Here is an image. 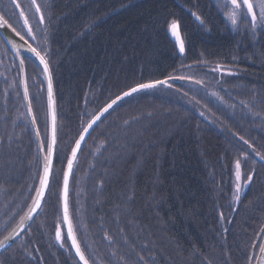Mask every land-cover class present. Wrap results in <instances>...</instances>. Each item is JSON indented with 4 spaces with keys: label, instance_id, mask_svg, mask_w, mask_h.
Returning <instances> with one entry per match:
<instances>
[{
    "label": "trees",
    "instance_id": "1",
    "mask_svg": "<svg viewBox=\"0 0 264 264\" xmlns=\"http://www.w3.org/2000/svg\"><path fill=\"white\" fill-rule=\"evenodd\" d=\"M225 11L223 0H0V14L48 64L57 118L46 198L0 264H79L60 207L68 156L107 103L157 80L168 83L117 103L78 152L68 206L81 251L89 264L256 263L264 239V26L240 18L231 30ZM173 21L183 52L169 34ZM19 53L46 152L43 73ZM41 174L20 66L0 33V240L28 210Z\"/></svg>",
    "mask_w": 264,
    "mask_h": 264
},
{
    "label": "water",
    "instance_id": "2",
    "mask_svg": "<svg viewBox=\"0 0 264 264\" xmlns=\"http://www.w3.org/2000/svg\"><path fill=\"white\" fill-rule=\"evenodd\" d=\"M38 16L41 19L40 13L38 14ZM2 23L3 22L0 21V25H2ZM0 33L6 39V41L11 46V48L14 50L15 55H16V58H17V61H18L19 66H20L21 76H22V89H23V96H24V100H25L26 110H27V114H28V117H29V120H30V123H31L32 130L34 132V135H35V138H36L38 147H39V152H40V156H41V160H42V174H41V176H42L43 175L44 164H45V157L48 156V147H47V151L45 152L44 147H43V144H42V141H41L40 136H39V132H38L37 126L35 124V121H34V118H33V115H32L31 109H30L28 95H25L26 84H25L24 66H23V63H21L22 60H21L19 51H22V52L26 53L27 55H29L39 65V67L41 68L42 73H43V80H44V83H45V86H46L48 120H49L48 144H50L51 141H52V134H53V112L55 114L56 141H57V124H56L55 98H54V91H53V85H52V79H51L50 70H49V67H48L47 62L40 55V53L31 44H29V42H27L24 38H22L20 35H17V33L15 31H13L12 28H9L7 25L0 26ZM180 39H181V37H180ZM175 41H176V43L179 44V42L176 40V37H175ZM31 49H35V51H32ZM37 52L39 53V56L36 55ZM41 57L43 58V62L41 60ZM45 64H47V70H45ZM50 80H51V91H52L51 102L49 101V94H48L49 81ZM161 85H166V84H161ZM119 96H122V94L119 95ZM128 97H124L122 100H124V99H126ZM115 99L116 98H114L113 100H115ZM122 100L117 101V103L121 102ZM110 103L111 102H109L108 104H110ZM108 104H106L91 119V121L87 124V126L85 128H88V131L85 132L83 130L81 132V134L79 135V137H78V139L76 141L80 140V147H79V149H77L76 157L78 155V152H79L80 148L82 147L83 143L85 142L86 138L88 137L89 133L94 128V126L102 119L103 116L106 115V113H108L116 105V104L113 105V107L111 109H109L107 112L103 111V109ZM89 124H92V127L91 128L88 127ZM81 136L84 137L83 140L80 139ZM75 147H76V142L74 143L72 149L75 148ZM72 149H71V152H70V154L68 156V159L72 158ZM55 152H56V144H55L54 151H53V155H52V165H51V173H50V176H49V185H50V180H51V176H52V169H53V164H54ZM76 157L73 160V166H74ZM68 159H67V161H68ZM260 161L264 164V160L260 159ZM73 166H72V169H73ZM67 170L68 169H67V162H66V166H65L64 172H66ZM64 172H63V174H64ZM70 177H71V174L69 175V180H68V193H69ZM39 184H40V182H39ZM38 188H39V186H38ZM47 192H48V189H46L45 196L41 199L40 206L36 209V211L31 212V218L25 219V220L22 221V218L25 217V215L28 214L30 212L31 208L33 207V201H34V199L36 197V194H35V197H34L32 203H31V205L29 206L28 210L23 215V217L21 218V220L17 223V225L2 240H0V241H3L4 242L3 243V246H0V254L3 253L4 251H6L28 229V227L31 225V223L33 222V220L36 218L37 214L39 213V211H40V209H41V207L43 205V202H44V200L46 198ZM60 207H61V215H62L63 228H64V232H65L66 238L68 240V243L70 245V248H71L72 252L74 253L77 261L79 262V264H83V261L80 260V257L76 253V247L73 244L72 236H68L70 216H69V206H68L67 219H65L64 199H63V177H62L61 191H60ZM14 231H15V235H10ZM59 231H60V229H59ZM71 231H72V234L75 237V234L73 232L72 225H71ZM60 234H61V231H60ZM6 237H8L7 240H5ZM56 241L58 243L60 242V239H57V232H56ZM75 241L78 244V242L76 240V237H75ZM262 249H264V239L262 241V245H261V248L259 250V254H258V257H257V260H256V263L255 264H264V251H262ZM251 255H252V253H251Z\"/></svg>",
    "mask_w": 264,
    "mask_h": 264
},
{
    "label": "snow or ice",
    "instance_id": "3",
    "mask_svg": "<svg viewBox=\"0 0 264 264\" xmlns=\"http://www.w3.org/2000/svg\"><path fill=\"white\" fill-rule=\"evenodd\" d=\"M33 2H34V0H33ZM225 7L231 9L225 15H226L227 20L230 22V24L234 28L239 27V19L240 18H248L249 16H250V22L252 24L253 29L256 28L257 21H259V23L261 25H264V0H258V2L256 4H254L252 2V0H242V2H241V0H225ZM257 7L259 8V14L258 15H257V12L254 10ZM37 10H39V7H37ZM197 19H199V18L197 17ZM0 21L3 22L2 25H0V26L7 25L9 28L12 27V25L8 23V20L5 19L2 14H0ZM170 27L172 30V34L176 37V40L180 44V52H183L184 51V44H183V41L180 39V34L178 31L177 22L173 21ZM12 30L15 31L14 28ZM17 35H19L18 32H17ZM31 50L35 51V49H31ZM36 55L39 56V53L37 52ZM41 60L43 62L42 57H41ZM21 63H23V61H21ZM45 70H47V64H45ZM167 83H168L167 80H157V81H153V82H149V83H138L135 86L130 87L128 89V91H126L122 94V96H117L115 100H112L111 103L108 104L103 109V111L107 112L109 109H111L113 107V105H115L117 103V101H120L124 97H128V96L132 95L133 93L139 92V91L144 90V89L154 88L157 85L167 84ZM48 94H49V101L51 102V97H52L51 80L49 81ZM25 95H27V89L25 90ZM88 127L91 128L92 124H89ZM84 131L87 132L88 128H85ZM80 139L83 140L84 137L81 136ZM241 139H243V137H241ZM55 144H56V127H55V114L53 112L52 141L47 146L48 147V156L45 157L43 175L40 177V184H39V188L36 190V197L33 201V207L31 208L30 212L28 214H26L25 217L22 218V221L25 219L31 218V212L36 211V209L40 206L41 199L45 196V191L49 187V176L51 173L52 155H53ZM79 147H80V140L76 141V147L72 149V158L68 159V161H67V169L68 170L66 172H64V174H63V199H64L65 219H67V213H68V180H69V175L72 172L73 160L76 157V152H77V149H79ZM261 158L264 159V157H261ZM236 169H237L236 176H237V179H239L240 178V161L236 162ZM248 179L251 180V177H248ZM10 235H15V231ZM68 236H72L73 244L76 247V253L80 257V260L83 261V264H89L88 259L85 257L84 253L80 250L79 245L75 241V237L71 231V222L70 221H69ZM60 238H61V235H60V231L58 229L57 230V239H60ZM7 239H8V237L5 238V240H7ZM3 243H4L3 241H0V246H3ZM262 251H264V249H262Z\"/></svg>",
    "mask_w": 264,
    "mask_h": 264
},
{
    "label": "rangeland",
    "instance_id": "4",
    "mask_svg": "<svg viewBox=\"0 0 264 264\" xmlns=\"http://www.w3.org/2000/svg\"><path fill=\"white\" fill-rule=\"evenodd\" d=\"M241 2H242V0H241ZM252 2L254 3V4H256L257 2H258V0H252ZM223 3L225 4V0H223ZM231 9L230 8H227L226 7V11L223 13V15H224V18L226 19V21L228 22V25H229V27H230V29L231 30H236L237 28H234L231 24H230V22L227 20V18H226V13L227 12H229ZM256 12H257V15L259 14V8L257 7V8H255L254 9ZM248 20H249V22H250V16L247 18ZM257 22H259V21H257ZM172 24V23H171ZM171 24H170V26H171ZM250 24H251V22H250ZM252 25V24H251ZM169 26V34H170V37L173 39V41H175V36L172 34V30H171V27ZM264 26V25H263ZM178 31H179V28H178ZM175 43H176V41H175ZM176 45H177V47L180 49V44H178V43H176ZM242 187V181H241V178H239V179H237V176H236V178H235V195H234V199L236 198V196L238 195V193H239V191H240V188Z\"/></svg>",
    "mask_w": 264,
    "mask_h": 264
},
{
    "label": "bare ground",
    "instance_id": "5",
    "mask_svg": "<svg viewBox=\"0 0 264 264\" xmlns=\"http://www.w3.org/2000/svg\"><path fill=\"white\" fill-rule=\"evenodd\" d=\"M37 7H38V5H34V11L37 13V14H39L40 13V9L39 10H37ZM24 19V18H23ZM25 20V19H24ZM25 22H26V20H25ZM112 101V100H111ZM110 101V102H111ZM108 104V103H107ZM56 124H57V118H56ZM34 133V132H33ZM35 136V135H34ZM39 136H40V134H39ZM36 139V138H35ZM40 139H41V137H40ZM70 216V215H69Z\"/></svg>",
    "mask_w": 264,
    "mask_h": 264
}]
</instances>
